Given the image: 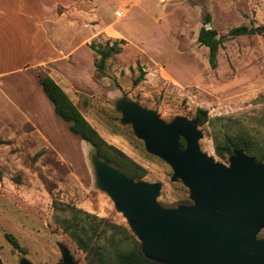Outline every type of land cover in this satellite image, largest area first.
Instances as JSON below:
<instances>
[{
	"label": "rangeland",
	"instance_id": "374dc122",
	"mask_svg": "<svg viewBox=\"0 0 264 264\" xmlns=\"http://www.w3.org/2000/svg\"><path fill=\"white\" fill-rule=\"evenodd\" d=\"M74 1L72 6L87 11V24L73 29L74 56L36 71L60 81L100 136L145 169L139 180L161 183L160 204L192 203L189 189L181 180H172V167L147 150L132 124L122 122L115 105L120 97L156 109L166 122L177 116L197 118V108L207 109L208 121L199 125L200 146L216 161L230 164L233 153L226 151L225 158L217 153L228 135L251 137L256 149L264 150V34L228 38L219 48L216 68L209 63V48L198 40L208 13L219 34L240 25L264 31V0ZM55 2L0 0V71L10 74L5 81L13 82L14 92L15 82L27 74L24 68L50 49L36 24L39 18L54 16ZM63 9L59 5V12ZM118 10L126 16H117ZM116 27L129 39L118 35ZM116 39H125L122 51L108 58L105 72H100L94 64L99 55L90 44ZM141 71L145 78L134 84ZM37 86L43 96L39 82ZM3 94L0 89L2 263L28 259L33 264H63L65 245L77 264H162L143 257L142 241L128 218L98 186L90 158L95 148L54 112L46 114L48 123L36 125L11 101L5 102ZM41 99L45 108L52 107L49 99ZM120 238L123 247L111 250V242Z\"/></svg>",
	"mask_w": 264,
	"mask_h": 264
},
{
	"label": "water",
	"instance_id": "95a60500",
	"mask_svg": "<svg viewBox=\"0 0 264 264\" xmlns=\"http://www.w3.org/2000/svg\"><path fill=\"white\" fill-rule=\"evenodd\" d=\"M115 105L122 122L172 167V180H181L192 200L165 207L157 200L161 183L136 181L97 151L90 154L98 186L128 218L143 256L162 264H264V160L234 148L229 165L216 161L201 149L200 117L166 122L127 95ZM61 248L63 264H77L69 248Z\"/></svg>",
	"mask_w": 264,
	"mask_h": 264
},
{
	"label": "trees",
	"instance_id": "16d2710c",
	"mask_svg": "<svg viewBox=\"0 0 264 264\" xmlns=\"http://www.w3.org/2000/svg\"><path fill=\"white\" fill-rule=\"evenodd\" d=\"M205 20L206 24L211 21L210 13L206 15ZM206 24L202 27L198 40L201 44L206 45L209 48V63L212 68H216L218 66L219 48L228 38L254 33L264 34V31L260 27L248 25L236 26L226 34H219L214 28L207 29ZM216 35H219V37H216ZM125 42L126 41L124 39H116L113 42L108 41L106 44H96L95 42L90 44V47L99 55V57L95 59L94 64L100 72H105L104 70L108 58L120 53L123 48L122 44ZM145 74L146 73L144 71H141L140 75L134 79V84H138L141 80H143L145 78ZM39 79L45 93L54 105L56 114L69 124V129L72 133L79 135L82 139L88 141L102 158L112 162L119 169H121L126 176L138 180L143 178L146 173L145 169L139 166L123 151L108 144L82 115L66 91L51 75L39 73ZM197 117H200L199 125H203L208 121V110L202 107L197 108ZM181 146L183 148L186 146L184 139H181ZM234 148L242 149L245 153L255 157L259 162L264 160V150L258 151L255 147L254 140L251 137H231L228 135L226 143L222 147H217V153L219 156L225 158L226 151L233 153ZM19 180L20 177H17V182H19ZM123 244L124 238H120L111 242L110 249L112 250L117 247H123ZM0 264H3L1 260Z\"/></svg>",
	"mask_w": 264,
	"mask_h": 264
},
{
	"label": "crops",
	"instance_id": "0c3cea01",
	"mask_svg": "<svg viewBox=\"0 0 264 264\" xmlns=\"http://www.w3.org/2000/svg\"><path fill=\"white\" fill-rule=\"evenodd\" d=\"M80 1L81 0H78L79 3ZM74 2V0H69L68 3L56 0L54 4V16H46L45 18H39L42 20L38 22V24H36V28L40 31V33L42 32L43 34H45L46 38L44 40L50 45V49L48 50L46 56L31 61V63H29L28 66L24 68V71L27 72V74L23 76L24 80L21 78L19 81L15 82L18 84V89L15 92L12 91L13 89L11 88L13 86V82H11L10 80L5 81V79L10 74L6 75L8 72L0 71V89L2 90V92H4L3 99L5 100V102H8V100L9 102L11 101L14 105L19 108V110L21 111L20 114L26 116L27 119H29L36 125L48 123L46 119L47 113L56 114L53 103L48 98L40 83L39 74L38 71H36L37 68L43 65H49L64 61L65 58L69 56L73 57L77 47V43L74 42L77 37H75V32L73 31V29L77 30L82 27V25L87 24L86 19L84 17V13H87L86 9L80 6L78 7V5L72 6ZM59 5L64 6L63 11L59 12ZM118 11H116L115 14ZM125 16L126 15L123 11V15L121 17ZM96 24L100 25V23ZM68 27L72 28V30L69 31ZM115 31H117L116 33H118V35H121V37L129 39V37H127V35L118 28ZM27 75L31 76V80L29 82L27 80ZM52 77L55 79L53 75ZM38 82L44 91L43 96L42 92L37 86ZM57 82L63 87L60 81ZM28 86L30 87V91L27 93ZM39 97H42L43 100L44 98L49 99L52 104V107L46 105L45 108L44 105H42V102L40 104ZM61 120L64 122L62 118ZM55 123H57V121Z\"/></svg>",
	"mask_w": 264,
	"mask_h": 264
},
{
	"label": "built area",
	"instance_id": "2783aa9c",
	"mask_svg": "<svg viewBox=\"0 0 264 264\" xmlns=\"http://www.w3.org/2000/svg\"><path fill=\"white\" fill-rule=\"evenodd\" d=\"M116 14H117V16H122L123 15V11L122 10L118 11Z\"/></svg>",
	"mask_w": 264,
	"mask_h": 264
}]
</instances>
